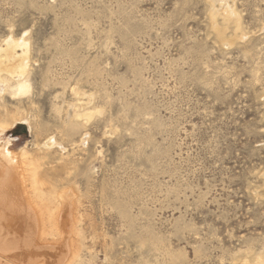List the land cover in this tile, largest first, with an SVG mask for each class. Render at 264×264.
<instances>
[{"label": "rangeland", "instance_id": "obj_1", "mask_svg": "<svg viewBox=\"0 0 264 264\" xmlns=\"http://www.w3.org/2000/svg\"><path fill=\"white\" fill-rule=\"evenodd\" d=\"M208 3L0 0V46H30V90L0 94L12 252L57 215L54 264H264V0Z\"/></svg>", "mask_w": 264, "mask_h": 264}, {"label": "bare ground", "instance_id": "obj_2", "mask_svg": "<svg viewBox=\"0 0 264 264\" xmlns=\"http://www.w3.org/2000/svg\"><path fill=\"white\" fill-rule=\"evenodd\" d=\"M215 3H219L221 7L228 9V17L234 14V11L231 9V7L228 6L227 0H209L208 6L210 17H213L215 14ZM234 25H236L237 27L239 26L237 20L235 21ZM17 47L19 48L20 53L17 52ZM29 59L30 46L24 35L18 38L8 36L4 39L3 45L0 46V94L7 89H9L11 93L15 95L25 94L30 90V83L27 79ZM89 115H84L83 118H89ZM6 125L4 124L3 126ZM6 145L7 142H5L4 146L0 149L4 153L0 161H2L4 165L3 167L7 165L12 170V175L18 182L19 188L22 191H25L22 189V187L25 188L26 186V184H24L25 175L23 172V168L22 170L20 169L18 162H15L16 156L14 152L9 151ZM4 170L5 168L3 169V171ZM26 176L27 180L29 181V185L32 186L31 188L33 189V192L37 197L36 199L38 201H44L35 168H30L29 173H27ZM56 218L57 215H55V220H53L50 227H47L44 224H41V226L39 227L38 239L42 242V244L37 246L38 251H35V253L25 255L22 251H20L18 254H16V252H12L8 248L7 244L3 243L2 240H0V264H54V262L51 260V257L49 256L52 255L51 250L56 248V246L52 244H56L57 240L56 238H51V240H48L47 236L48 233L60 235V222L57 221ZM0 228L3 229L1 223ZM78 256V252L74 250L71 254L70 259L68 261L66 260L67 262L65 261L66 263L64 264H76V262L78 261Z\"/></svg>", "mask_w": 264, "mask_h": 264}]
</instances>
